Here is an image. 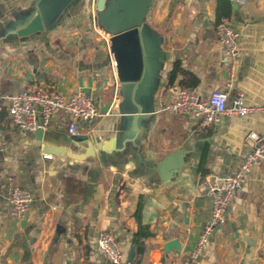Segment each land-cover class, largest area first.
Wrapping results in <instances>:
<instances>
[{"label": "crops", "instance_id": "obj_1", "mask_svg": "<svg viewBox=\"0 0 264 264\" xmlns=\"http://www.w3.org/2000/svg\"><path fill=\"white\" fill-rule=\"evenodd\" d=\"M216 1L153 0L145 24L158 37L159 64L134 87L118 77L96 0H0L4 106L23 89L42 88L83 91L101 113L78 119L70 134L59 110L39 138L17 127L6 107L0 112V264H109L96 249L100 232L115 237L123 262L140 245L133 262L184 264L210 215L208 180L232 175L252 148L248 134L264 133L263 110L209 124L160 110L182 87L180 70L168 82L174 62L199 79L191 89L201 98L219 90L228 104L240 93L247 105L264 106V0H230V17L220 19L238 32L231 79ZM37 12L44 30L18 36ZM12 187L32 196L23 218L9 213ZM140 226L150 235H138ZM173 239L181 249L165 254ZM192 264H264L262 165L249 170Z\"/></svg>", "mask_w": 264, "mask_h": 264}, {"label": "built area", "instance_id": "obj_2", "mask_svg": "<svg viewBox=\"0 0 264 264\" xmlns=\"http://www.w3.org/2000/svg\"><path fill=\"white\" fill-rule=\"evenodd\" d=\"M243 2V0H238ZM218 42L230 59L229 77L233 76L234 61L237 55L238 32L230 27L224 19L215 26ZM226 87L230 86V80ZM228 96L224 91L213 90L207 98H201L195 90L187 87L176 89L175 97L162 105L161 111L176 115H194L204 124L216 121L220 116H244L250 111L263 110L264 106L252 107L244 102L238 93L227 103ZM4 106L0 98V112L4 107L12 122L19 128L34 132L45 130L49 118L62 110L69 116L68 132L77 133L78 119H95L101 115L94 105L92 98L83 91H76L65 95L59 92H49L42 88L37 90L23 89L13 94ZM252 146L250 152L243 158L232 175L212 176L208 180L207 191L210 197V215L203 224L195 246L189 251L184 264H192L203 247L209 242L215 229L225 221L228 209L234 199L236 191L242 186L247 173L253 166L262 165L264 168V133L250 132L247 136ZM50 158V154H45ZM32 202L29 191L21 187H12L9 192V213L13 218H23L27 215ZM96 249L100 256L110 264H138L132 260L123 262L122 252L115 237L107 232H100L96 240Z\"/></svg>", "mask_w": 264, "mask_h": 264}, {"label": "water", "instance_id": "obj_3", "mask_svg": "<svg viewBox=\"0 0 264 264\" xmlns=\"http://www.w3.org/2000/svg\"><path fill=\"white\" fill-rule=\"evenodd\" d=\"M152 3L153 0H96L98 24L110 34V51L115 59L118 77L134 87H140L148 79V72H155L159 64L158 37L152 35L145 24ZM43 30L37 12L24 27L17 30V35L26 36ZM42 132L40 129L34 131L39 138ZM180 249L176 239L165 242L163 246L165 254ZM142 251L140 245L130 248L127 261L132 259L134 252Z\"/></svg>", "mask_w": 264, "mask_h": 264}, {"label": "trees", "instance_id": "obj_4", "mask_svg": "<svg viewBox=\"0 0 264 264\" xmlns=\"http://www.w3.org/2000/svg\"><path fill=\"white\" fill-rule=\"evenodd\" d=\"M231 14V5L230 0H217L215 6V22L218 23L222 17H230ZM181 71L182 79L179 80V84L182 87L195 88L199 79L190 71L184 70L180 67L179 62H174L169 73L168 82L173 83L177 77V72ZM138 235L142 237H147L150 235L142 226L138 230Z\"/></svg>", "mask_w": 264, "mask_h": 264}, {"label": "rangeland", "instance_id": "obj_5", "mask_svg": "<svg viewBox=\"0 0 264 264\" xmlns=\"http://www.w3.org/2000/svg\"><path fill=\"white\" fill-rule=\"evenodd\" d=\"M107 262V261H106ZM108 263V262H107ZM110 264V263H109Z\"/></svg>", "mask_w": 264, "mask_h": 264}]
</instances>
